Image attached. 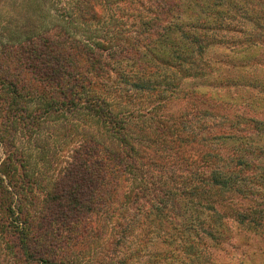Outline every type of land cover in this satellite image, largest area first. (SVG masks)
<instances>
[{
  "label": "trees",
  "instance_id": "obj_1",
  "mask_svg": "<svg viewBox=\"0 0 264 264\" xmlns=\"http://www.w3.org/2000/svg\"><path fill=\"white\" fill-rule=\"evenodd\" d=\"M59 11L0 25L2 264L264 259V0ZM73 118L81 139L45 183L28 146Z\"/></svg>",
  "mask_w": 264,
  "mask_h": 264
},
{
  "label": "rangeland",
  "instance_id": "obj_2",
  "mask_svg": "<svg viewBox=\"0 0 264 264\" xmlns=\"http://www.w3.org/2000/svg\"><path fill=\"white\" fill-rule=\"evenodd\" d=\"M73 0H0V25L9 29L20 32L27 31L38 32L40 29L49 28L55 24L60 23L62 17L60 9L67 7L69 2ZM111 7L116 10L114 4ZM107 13V12H106ZM107 18L103 16L104 23ZM7 25V26H6ZM101 24L98 27V35L105 34V30ZM83 32L82 34H84ZM89 34V31H88ZM75 118L73 120H50L46 122L36 138L28 146L29 150L35 149V155L38 157V168L41 172V179L48 183L49 179L58 174L61 168L65 165V161L71 154L73 147L81 139V127L83 124H76ZM74 125V126H72ZM26 145V143H24ZM37 171V168H35ZM229 254L221 257L218 264H264V259L255 257L248 258L243 262L236 259L235 250L228 249ZM5 261L4 255L0 252V264Z\"/></svg>",
  "mask_w": 264,
  "mask_h": 264
}]
</instances>
